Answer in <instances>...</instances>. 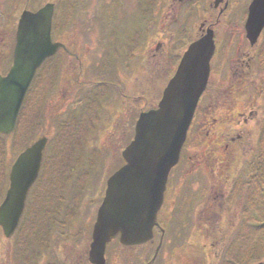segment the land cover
<instances>
[{
  "label": "rangeland",
  "instance_id": "374dc122",
  "mask_svg": "<svg viewBox=\"0 0 264 264\" xmlns=\"http://www.w3.org/2000/svg\"><path fill=\"white\" fill-rule=\"evenodd\" d=\"M65 1L70 3L74 0ZM89 1L85 0L86 3ZM149 3L150 0H124V22L117 17L115 20L105 19L104 30L109 40L104 58V53L99 50L101 44L97 48L94 43L97 38L93 35L92 22L83 21L80 27L70 28L72 34H78L74 45L82 48V77L88 80L98 77L99 72L96 74L95 71L96 67L101 68V63L109 71L108 79L97 84L99 87L93 91L91 87L94 85L73 84L72 79L78 72L72 68L76 64L75 69H79L74 57L59 54L54 60L63 61L60 65L50 69L46 64L40 69L23 110L27 111L26 115L22 114L21 126L25 121L24 128L7 139L5 146L0 143V185L19 146H25L30 139L33 141L42 135L50 136L51 144L40 182L28 198V208L17 234L7 240L0 233V264H28L33 258L31 264H34L38 257H41L39 264H89L92 226L106 181L123 164L121 152L132 139L139 113L158 103L172 72V62H176L175 56L180 53L179 45L174 47L178 49L174 56L170 51L161 57L154 53L156 34L163 29L158 20H152L154 11ZM200 5L196 9L198 14L192 16L194 35L201 22L197 15L209 9L205 2ZM67 11L70 18L71 15L78 18L79 14L81 17L92 14L82 6L77 10L70 6ZM81 17L78 19L82 20ZM244 24L236 22L233 27H228L223 23L218 27L220 34L230 30L237 36L232 42L227 38L221 44L212 65L211 78L232 75ZM8 25L0 19L4 30H8ZM168 25L169 22L165 28ZM7 33L0 37V70L3 72L8 71L13 58L12 50L3 53L11 45ZM256 52L260 57L255 71L262 78L264 88V64L261 60L264 59V49ZM120 66L116 75L115 70ZM110 78L117 83L124 78V84L107 83ZM114 87L120 92L124 90V97L119 91L115 94ZM240 98L244 101L252 98L264 100L262 91H254L251 87ZM122 102L124 109H121ZM261 108L264 110V106ZM261 115L259 126L250 135L251 144L248 143L247 148H236L234 154L224 155L225 159H234V170L224 173L220 181H216L204 165L190 167V155L194 149L192 140L196 134L190 138L188 149L182 153L170 179L167 200L175 205V209L167 224L170 230L166 237L168 243L162 248L159 258L171 260L172 257L171 264H251L255 260L264 261V112ZM200 140H204L203 136ZM245 140L250 141L248 138ZM196 149L201 150L200 147ZM256 158L260 160L258 164L253 162ZM215 183L223 190L211 189ZM41 188L39 196H36V191ZM240 189L243 190L235 196L234 192ZM222 191L225 193L223 200L218 195ZM189 200L182 209L180 206ZM220 200L222 206L228 207L223 210L225 214L221 222V208L213 206V201L220 204ZM206 206L212 210L209 214L203 210ZM177 209L180 214L174 219ZM49 235L51 238L48 239ZM156 244L157 241L147 247L125 248L115 240L108 247L109 264H124V257H153ZM45 251L48 254L42 257Z\"/></svg>",
  "mask_w": 264,
  "mask_h": 264
},
{
  "label": "water",
  "instance_id": "95a60500",
  "mask_svg": "<svg viewBox=\"0 0 264 264\" xmlns=\"http://www.w3.org/2000/svg\"><path fill=\"white\" fill-rule=\"evenodd\" d=\"M51 16L52 7L47 5L37 13L26 12L21 18L13 65L6 75L0 74L2 133L14 130L37 69L60 47L50 37ZM263 28L264 0H253L246 22L251 44L257 41ZM214 51L213 31L208 30L185 52L158 106L140 114L134 137L122 151L125 164L108 179L98 209L89 252L93 264H106L107 245L117 236L125 245L141 244L153 237L170 171L179 161L198 102L208 84ZM48 141L47 136L35 140L11 167L9 188L0 204V226L8 238L19 226Z\"/></svg>",
  "mask_w": 264,
  "mask_h": 264
},
{
  "label": "flooded vegetation",
  "instance_id": "af4514ba",
  "mask_svg": "<svg viewBox=\"0 0 264 264\" xmlns=\"http://www.w3.org/2000/svg\"><path fill=\"white\" fill-rule=\"evenodd\" d=\"M150 1L151 3L148 5H151L154 11L152 20H158L159 23L162 24L163 29L162 32H158L156 34V40L154 41V53L157 52L159 57H161L164 52L170 51V53L174 56L178 51V49H174V47H177V45L181 47L179 49L180 53L175 56L176 62H172L173 68L172 72L168 76V81L174 75L179 62L189 45L204 36L208 29H213L214 41L216 45L215 56L212 60L213 65L218 50L220 49L221 44L224 43L225 39L230 38V42H232V39L237 36L235 31L230 30H225L220 34L217 30L218 27L223 23H226L228 27H233L236 22H246L249 15V7L252 2V0ZM203 2L209 6V9L201 12L200 15H197L200 16L199 20H201V22L199 23L196 34L194 35L191 29L192 16L193 14H198L196 9L199 8V6H201L200 4H203ZM46 4H52L53 9L51 28L52 41L62 44L56 55L66 54L67 57H74L78 62L79 69H75L76 64L72 68L75 70V72H78L77 76L72 79L73 84H96L98 82H103L106 78L108 79L109 71H107V69H105L106 72L102 73V75H99L100 72L98 73L95 71L96 74L98 73V77H93L89 80L82 77L84 72L81 60V55L83 54L82 48L74 45V43L78 41L75 39L78 34L76 32L72 34L71 32L73 31L70 28L78 26L80 27V24H82L83 21L92 22L91 27L93 28L92 31L94 32L93 35H95L94 38H97L94 40V43H96L97 48L99 47L98 45L101 44L99 50L105 54V47L109 40V37L104 30V22H106L105 19L112 18L115 20L114 17H117L120 21L124 22V0H90L87 3L85 0H74L70 3H66L65 0H0V19H2L4 23L7 22L9 24L8 30H4V27L0 26V37L6 36L4 33L8 32L7 35L11 41L10 49L4 50L3 53H9L10 50H12L11 52L14 53L18 39L20 20L24 12H37ZM70 6L73 8L75 7V10L82 6V8L86 9V11L91 12L92 14H88L85 17H81L79 14L78 18L81 17L82 20L74 18L72 15L70 18V15L68 14L69 11H67V9L69 10ZM78 12L80 13V10ZM168 22L170 26L168 25V27L165 28V25ZM173 25H175V27L171 28ZM81 33L82 32H80V34ZM241 34H243L241 39L242 43L238 45L237 53H239L235 59L236 66L232 75L227 76V78L218 77L215 79L211 78L210 76L208 86L201 97L196 110L194 122L190 131V137L188 135L184 147V151L188 149V141H190V138L193 137V134H196L192 140L194 149L190 155V167H196L197 165L206 166L214 175L216 181H220L224 173L234 170V159H232V157L225 159L226 157L224 155L228 153L234 154V150L236 148H247V144H251L250 135L255 130V128L259 126L260 116H262L261 112H264V110H261V107L264 106V100H255L252 98L244 101L242 98H240L241 95L249 91L250 87L254 91H262L264 96L262 78L259 77V74L255 71L256 62L260 57L256 51L261 52L264 49V30L261 32L260 37L258 38V41L255 45H251L247 40L245 29ZM243 42L244 45L242 46ZM122 48L124 49V45ZM261 60L263 62L262 64H264V59L262 58ZM120 68L121 67H118V69L115 70L116 75H118L120 72ZM256 73L258 74V77L256 76ZM152 80L155 81L156 78H153ZM156 81L158 82V80ZM108 82H111L112 85H121L124 84V78L120 79L119 82L121 84L114 82L112 78L107 80V83ZM117 91L118 90H116V92ZM119 93L121 96H124V90L120 92L119 89ZM121 109H124V102L121 105ZM22 112L19 114L14 132L10 135L1 134L4 138L8 136L10 137L16 132V130H20L21 127L24 128L25 121L21 126ZM24 114L26 115V111ZM217 114H219V117L216 116ZM202 136L206 141L200 140ZM23 137H25V135ZM245 138H248L250 141H246ZM195 147H200L201 150L199 149L200 151H198V149ZM198 156H200V158H198ZM193 168L190 170L192 171ZM170 179L167 185V193L170 187ZM8 183L9 178H5L3 176V180L0 185V202L5 196ZM218 186L219 184L215 183L212 185L211 189L214 188L215 191L217 189L223 190ZM167 193L163 206L158 213L159 223L154 227L153 238L143 244L124 246L125 248H137L142 246L147 247L157 241L155 251L156 248L162 243L161 249L159 251L160 254L162 248H164L168 243V239L166 237L168 231L170 230L167 227V224L172 218L174 213L173 209H175V205H172L173 203H170L171 201L169 202L167 200ZM218 195L220 196L221 200L225 198V193H223V191L222 194ZM189 202L190 200L182 204L180 207L184 209L189 204ZM214 205L217 206L216 209L221 208V217L219 218V221L221 222L223 219V214H225L223 210L228 207L225 208L222 206V201L220 204H215V201H213V206ZM203 210L206 213L212 211L207 206L204 207ZM215 212L217 213V211ZM179 214L180 210L177 209L175 211L174 219H176V216ZM208 214L205 219L208 218ZM173 223H175V220H173ZM159 254L157 257H124V264H160V262L162 264H171L172 257H170L171 260L166 258L164 259V257L159 258ZM106 264H109L108 257Z\"/></svg>",
  "mask_w": 264,
  "mask_h": 264
},
{
  "label": "trees",
  "instance_id": "16d2710c",
  "mask_svg": "<svg viewBox=\"0 0 264 264\" xmlns=\"http://www.w3.org/2000/svg\"><path fill=\"white\" fill-rule=\"evenodd\" d=\"M50 235H51V234H50ZM50 235H49L48 239L51 238ZM42 247H43V246H42ZM42 247L40 248L41 250L43 249ZM37 256H39V254H37ZM26 257H27V256H26ZM33 259H34V258H33ZM33 259H31V260H33ZM235 261H236V260H235ZM255 261H256V260H255ZM39 262H40V259H39V257H38V258L35 259L34 264H39ZM30 264H31V263H30Z\"/></svg>",
  "mask_w": 264,
  "mask_h": 264
}]
</instances>
